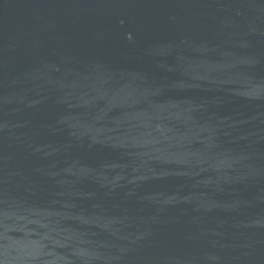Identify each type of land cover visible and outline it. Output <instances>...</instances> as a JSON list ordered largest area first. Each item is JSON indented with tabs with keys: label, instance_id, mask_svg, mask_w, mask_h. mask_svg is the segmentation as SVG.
Here are the masks:
<instances>
[{
	"label": "water",
	"instance_id": "obj_1",
	"mask_svg": "<svg viewBox=\"0 0 264 264\" xmlns=\"http://www.w3.org/2000/svg\"><path fill=\"white\" fill-rule=\"evenodd\" d=\"M0 264H264V0H0Z\"/></svg>",
	"mask_w": 264,
	"mask_h": 264
}]
</instances>
